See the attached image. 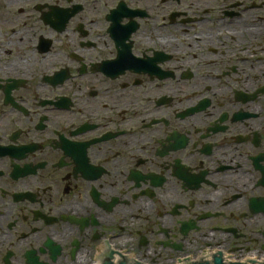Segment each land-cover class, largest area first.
I'll use <instances>...</instances> for the list:
<instances>
[{
	"label": "flooded vegetation",
	"instance_id": "1",
	"mask_svg": "<svg viewBox=\"0 0 264 264\" xmlns=\"http://www.w3.org/2000/svg\"><path fill=\"white\" fill-rule=\"evenodd\" d=\"M264 264V0H0V264Z\"/></svg>",
	"mask_w": 264,
	"mask_h": 264
}]
</instances>
